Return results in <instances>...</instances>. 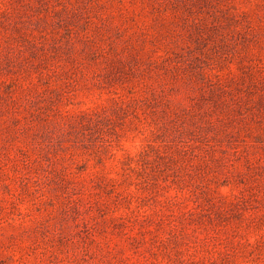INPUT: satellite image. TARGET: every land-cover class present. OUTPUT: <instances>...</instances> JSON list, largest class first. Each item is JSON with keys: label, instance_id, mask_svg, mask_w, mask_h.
Here are the masks:
<instances>
[{"label": "rangeland", "instance_id": "1", "mask_svg": "<svg viewBox=\"0 0 264 264\" xmlns=\"http://www.w3.org/2000/svg\"><path fill=\"white\" fill-rule=\"evenodd\" d=\"M0 264H264V0H0Z\"/></svg>", "mask_w": 264, "mask_h": 264}]
</instances>
